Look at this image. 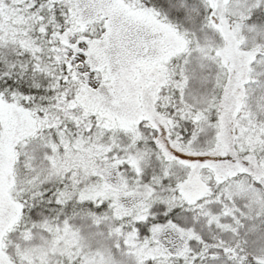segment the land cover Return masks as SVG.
Masks as SVG:
<instances>
[{
    "label": "snow or ice",
    "instance_id": "1",
    "mask_svg": "<svg viewBox=\"0 0 264 264\" xmlns=\"http://www.w3.org/2000/svg\"><path fill=\"white\" fill-rule=\"evenodd\" d=\"M0 264H264V0H0Z\"/></svg>",
    "mask_w": 264,
    "mask_h": 264
}]
</instances>
